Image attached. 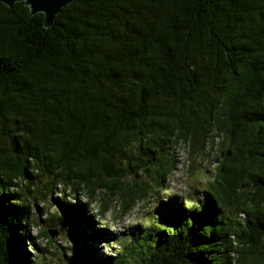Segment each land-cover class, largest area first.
I'll return each mask as SVG.
<instances>
[{
    "label": "trees",
    "instance_id": "16d2710c",
    "mask_svg": "<svg viewBox=\"0 0 264 264\" xmlns=\"http://www.w3.org/2000/svg\"><path fill=\"white\" fill-rule=\"evenodd\" d=\"M43 20L0 3V264H33L49 222L77 264H264V0H73ZM180 142L191 174L218 154L199 202L93 257L88 205H149Z\"/></svg>",
    "mask_w": 264,
    "mask_h": 264
},
{
    "label": "rangeland",
    "instance_id": "374dc122",
    "mask_svg": "<svg viewBox=\"0 0 264 264\" xmlns=\"http://www.w3.org/2000/svg\"><path fill=\"white\" fill-rule=\"evenodd\" d=\"M174 155L176 156L175 168L168 179L164 180L163 186L159 190V197L153 198L149 205L141 202L135 203L133 208L123 215H120L117 207H111L103 215H99L98 201L88 205L87 212L93 215L94 220L92 225L82 228V230L84 229L85 234L93 233V230H96V233H100L101 237V241L96 243L92 240L87 241L88 246L93 249V257L106 258L109 256L108 250L114 252L120 250L123 239L135 236L143 229H147L150 224H154V226L161 224L164 221L161 212L174 213L182 210L189 212L188 206L191 203L185 204L186 198H191L193 204L199 202L197 192H200L210 180L218 160L215 155L218 154L212 156L201 154L196 157V169L192 174L186 170L188 164L187 144L183 142L177 144ZM52 196H57V192L48 196V199ZM70 200H73L72 197ZM37 207H40L41 218H48L55 212L50 202L43 205L38 204ZM34 217L37 221L39 215L34 213ZM43 231L47 233L56 231V234L51 238L52 242L50 243L44 237L38 239L37 243L42 250H30L33 256V264H77L72 260L67 261L70 252L67 249L69 238L66 234L61 233L58 226H54L50 222L41 223L40 228L35 224L30 226L31 235ZM232 240L233 246H236L237 239L234 237Z\"/></svg>",
    "mask_w": 264,
    "mask_h": 264
},
{
    "label": "water",
    "instance_id": "95a60500",
    "mask_svg": "<svg viewBox=\"0 0 264 264\" xmlns=\"http://www.w3.org/2000/svg\"><path fill=\"white\" fill-rule=\"evenodd\" d=\"M73 0H0V3L11 7L16 2H23L29 9L30 15L41 13L44 16L43 25L46 28L52 26L55 17L61 9L69 5ZM56 234V231L50 232V238Z\"/></svg>",
    "mask_w": 264,
    "mask_h": 264
}]
</instances>
